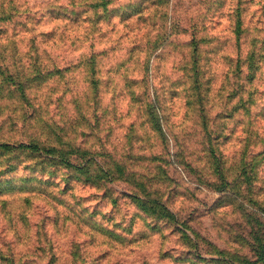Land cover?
Masks as SVG:
<instances>
[{"label":"rangeland","instance_id":"rangeland-1","mask_svg":"<svg viewBox=\"0 0 264 264\" xmlns=\"http://www.w3.org/2000/svg\"><path fill=\"white\" fill-rule=\"evenodd\" d=\"M1 5L10 14L0 22L3 61L21 71L41 59L62 72L16 77L0 89V136L49 138V126L31 118L42 103L44 119L55 123L81 114L69 139L108 149L140 172L154 167L153 191L177 220L138 207L129 181L96 184L65 169L49 178L23 162L5 171L4 161L0 264H264V0ZM130 147L139 161L126 155ZM209 148L225 157L231 183L224 190L213 185ZM159 149L168 166L153 160Z\"/></svg>","mask_w":264,"mask_h":264},{"label":"trees","instance_id":"trees-1","mask_svg":"<svg viewBox=\"0 0 264 264\" xmlns=\"http://www.w3.org/2000/svg\"><path fill=\"white\" fill-rule=\"evenodd\" d=\"M9 15V12H7V10L3 8V5H1L0 22H4L9 19ZM3 40L4 39L2 38L0 31V43H3ZM191 44L193 47V54L195 56L196 51L198 50V45L194 41ZM194 56L193 60L197 59V57L194 58ZM88 62L92 65L90 67L93 72L91 82L94 84V87L98 88V67L93 55L90 56ZM246 62L248 68L251 67V74L252 76H254L255 73L253 74V70L257 65L256 57L253 55L247 56ZM196 64L197 63H194V67H196ZM25 68L26 67H24L21 71L16 70L14 66L4 62L0 57V89L7 84L16 85L15 80L17 78H20L21 76L34 77V79H42L45 77L43 76V74L45 73H48V75H50L62 72V68L60 66L48 68L41 59L34 60L28 70ZM240 69L242 71V68H238L236 69V71L238 72L240 71ZM197 72L198 69L195 68L194 74H197ZM21 88L24 92L23 86ZM67 91L70 92L71 90L67 89ZM60 97L63 98L64 95H61ZM24 100L27 102L25 96ZM245 104L247 105V103ZM43 105L44 103H42L40 106L41 110L33 113L36 115H31V118H39L40 121H43V125L49 126V138L42 139L44 133L37 132L35 134L32 133L30 134V136H26L23 139L21 138L18 141L12 140L11 138H3L2 136H0V165L3 166L1 168V172H3L4 169V161H8L9 164V168L5 171L15 170L20 166V163L23 162L22 165L24 168L39 170L42 174L45 175L46 173H49V178H53L52 175H56L62 169H65V173L67 175H70V177L74 176L78 179H84L86 182H93L96 184L102 182H114L117 180L129 181L132 184L131 186L133 187L129 195L133 198L138 207L148 212L150 215L157 219H176V215L169 209V207L167 206L168 204L164 201L159 192L153 191L155 190V188L153 187V182L157 176L156 173L152 171L154 167L149 166L148 172L146 171L147 167H145V172H140L139 170L133 168L132 164H128L127 162L122 161L120 157L117 158L115 154L108 151V149L97 152L83 147L82 144H75V142L70 140L69 137L76 131L74 129V123L78 119H80L81 114L78 115V117L73 116L67 121H60L58 123H55L53 118H51L52 121H49L47 118L44 119V108H46L48 104L46 103V106ZM80 106L81 104H78V107ZM161 133L164 134L163 131H161ZM55 134H59V137L56 138ZM133 153V147H130L126 155L128 156V158L134 161H139L140 158L134 157L136 155ZM221 154L222 153L217 152L216 149L214 150L209 148V155L212 158L213 163H216V167H214V169L216 171V174L218 175L219 182H215L213 183V185L217 190H224L228 188L229 183H231V181L227 178V163L226 161H224L225 157ZM140 155L141 156L137 154V157H147L146 154L141 153ZM152 155L155 162L161 161L164 165L167 164L166 166L171 163L169 160H164L165 154L161 153L160 149L158 150V153H153ZM29 159L32 161H30ZM187 165L190 164L187 162ZM248 165L249 161L245 158H242L240 160V167L238 168L240 180H244L242 182L246 185V188L249 187V179L247 178V175L248 168L250 167ZM166 166V170L163 168L161 170L164 175L167 174L166 171H168V167L166 168ZM238 190L239 189H235L234 193L238 194Z\"/></svg>","mask_w":264,"mask_h":264}]
</instances>
